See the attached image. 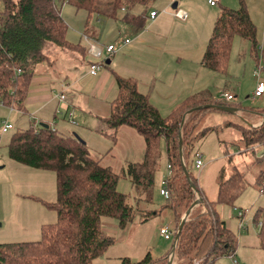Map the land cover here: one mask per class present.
<instances>
[{"label": "trees", "instance_id": "16d2710c", "mask_svg": "<svg viewBox=\"0 0 264 264\" xmlns=\"http://www.w3.org/2000/svg\"><path fill=\"white\" fill-rule=\"evenodd\" d=\"M66 1L87 13L84 36L90 38L89 26L94 17L121 19L144 27V17L153 0H0V12L4 14L0 25V102L21 114L26 111L25 103L37 66L53 63L48 47H60L83 56L88 53L85 45L67 37L68 25L61 14V5ZM138 5L144 10L134 14ZM235 35L247 39L252 54L264 64V47H258L257 27L242 3L239 8H221L203 55L205 67L226 71ZM116 83L118 94L105 120L112 129L134 128L144 139L143 160L130 161L123 168L136 190V204L117 189L118 174L93 158L87 143L73 135H64L51 125L41 126L32 119L29 127L14 132L8 153L11 159L22 164L56 172L58 196L51 206L58 220L42 225L41 238L37 241L0 243V264H92L114 242L102 229L103 217L118 219L119 226L125 229L136 214L143 222L156 214L153 193L162 141L166 144L167 166H171L166 178L170 197L166 198L165 207L173 211L176 231L196 200L195 193L202 198L182 227L175 249V264H196L199 260L201 264H214L218 257L235 255L238 239L220 217L216 205H234L247 186L245 173L236 171L223 179L222 172L218 198L210 201L197 184L194 172L197 152L194 150L200 139L218 129L205 126L212 112L222 111L211 105L237 107L244 123L227 125L237 128L245 147L264 146V109H249L202 90L186 97L164 116L148 95L138 89L134 78L116 75ZM260 121L261 124L256 125ZM183 163L196 190L185 174ZM254 220L259 224V244L264 249V207L257 210ZM167 262V256L156 259L148 251L138 261L123 257L120 264Z\"/></svg>", "mask_w": 264, "mask_h": 264}, {"label": "rangeland", "instance_id": "374dc122", "mask_svg": "<svg viewBox=\"0 0 264 264\" xmlns=\"http://www.w3.org/2000/svg\"><path fill=\"white\" fill-rule=\"evenodd\" d=\"M169 1L153 0L151 2V5L161 12V16L167 17L166 21L170 20L169 13H173L175 10L172 3L177 1L182 6L186 0ZM189 1L195 7L194 17L192 19L191 16L189 19L192 22L190 28L193 31L188 30L187 36L185 35L188 37L187 41L191 40V45L188 46L189 50H193L194 53L205 51L207 42L204 45L203 41L208 32L213 30V27H206L205 24L211 12L218 14L222 7L239 8L242 3L248 8L251 19L257 27L258 47L259 49L264 47V0H221L214 7H211L207 0ZM166 3L169 4L167 8L169 13H164V9L161 7ZM0 9H2L1 3ZM143 9V6L138 5L134 11L139 12ZM61 14L68 25L67 37L70 41L81 42L88 49L91 44L101 48L107 46L106 44L112 37L110 34L112 27L103 31V26L106 20L112 22L111 19L99 21L94 17L91 26H89L90 29L88 27L90 33L98 35L105 43L102 44L95 40H87L84 36L87 20L85 10L77 9L66 1L61 5ZM167 25L169 24L167 23ZM194 44L197 45V48H194ZM48 51H51L52 56L56 59L55 65L50 69L55 78L54 86L57 93L62 90L61 85L65 81L64 74L67 73V86L69 85L70 88L66 89V92L64 91V95L70 97L71 100L73 96L76 97V101L70 103V112H68L70 128H73L74 131L69 133L60 130L59 132L73 136L78 134L87 143L92 157L99 160L101 165L110 167L113 172L118 174L117 189L127 194L135 205L137 193L131 180L124 175L123 168L130 161L143 160L144 139L134 128L123 126L117 132V129H112L106 122L105 116L109 113L111 101L117 95V88L111 93L108 100L102 101L96 96V89L85 95L75 82L78 77L77 69L88 71L90 62L105 60L107 58L105 50L101 57L87 53L82 66L78 60L74 61L62 56L70 50L51 46L48 47ZM259 66L263 67L264 64L252 54L250 42L235 35L226 71L203 69L201 74L194 75L191 79L195 82L200 81L199 83H203V85L209 83L211 85L209 89L218 98L222 91H229L235 95V103H241L242 106L249 109L253 107L264 109V97L254 98L258 81H264V70H261L260 77L254 73ZM103 69L105 70L106 66ZM189 81L192 83V80ZM211 83L216 84L215 89ZM84 96L89 98L88 102H84ZM66 100L61 101L62 107L67 104ZM49 115L51 118H58V121L63 118L61 114H59L60 117H57L58 113L54 117L50 111ZM30 118V114H21L0 102V125L6 121L14 126L6 132L0 128V243L37 241L41 238L42 225L53 224L58 220L57 212L51 206L58 196L56 172L22 164L11 159L8 153V144L12 135L18 129L29 127ZM227 123L243 124L244 120L240 113L212 112L205 126H217L218 129L200 139L194 150L195 153L202 154L203 158V167L201 169L194 167L197 184L210 201H215L218 198L219 176L222 172L223 179H228L236 171L245 173L247 183L233 206L216 205L220 217L235 233L238 245L235 255L218 257L214 264H264V249L260 247L258 237L259 224L254 220L257 210L264 207V192L262 191L264 189V146L245 147L237 128L234 125H227ZM259 124L261 121L256 125ZM159 163L160 167L155 174L153 201L160 213L153 215L146 222H143L141 217L136 214L134 220L125 229L119 226L118 219L103 217L102 229L114 238V242L102 256L94 259L92 264H120L121 258L126 256L138 261L148 251L157 259L166 256L172 250L176 233H172L170 239H165L161 234L162 225L169 226L172 231L175 230L174 227L176 228L173 211L165 207L166 198L161 194V182L169 175L164 141L161 142ZM195 194L196 199L201 197L198 192ZM148 208L152 209L150 206ZM239 211H245L244 215L239 217ZM240 224H242V228H240Z\"/></svg>", "mask_w": 264, "mask_h": 264}, {"label": "crops", "instance_id": "0c3cea01", "mask_svg": "<svg viewBox=\"0 0 264 264\" xmlns=\"http://www.w3.org/2000/svg\"><path fill=\"white\" fill-rule=\"evenodd\" d=\"M172 1L170 0L169 2ZM168 6L169 4L166 3L161 7L167 10ZM178 6L188 13V18L183 20V22H181L182 19L169 12L170 20L166 21L167 17L161 16V12L152 5L146 12L144 17L145 25L142 28L138 24H127L121 19H111L112 22L106 20L103 31L112 27V33H110L112 37H110L111 39L106 45H115V51L108 57L111 60L110 64L106 66L105 70L102 69L98 75L90 74V67L88 71L77 69L76 75L78 77L75 82L81 87L82 92L87 95L96 89V96L100 100H108L111 97V93L117 88L116 75L132 77L137 81L138 89L148 95L150 101L159 109L162 115L167 116L189 95L202 90L211 91L209 89L211 87L209 83L203 85V83H199L200 81L195 82L191 79L192 76L201 74L203 69H209L204 66L202 60L205 51L201 50L198 53H194L193 50L188 49V46L190 47L191 45V40L187 41L188 37L186 36L188 30H191L190 25L192 22L189 19L191 16L193 19L195 7L189 0L184 1V5L182 6L178 3ZM143 10L133 12L134 14H140ZM152 10L159 12L154 18L150 17V11ZM218 15L219 13L213 14L211 12L209 18L205 21L206 27H214ZM176 18L178 20L180 19V21ZM97 19L102 21L103 19L109 18ZM212 31H209L207 37H205L203 41L204 45L206 42L208 44ZM89 40H95V42L105 44L98 35L93 33H91ZM193 46L197 48L196 44ZM47 53L52 58L53 63L50 65L41 63L37 66L26 99V111H24V114L28 113L31 115L30 122L32 119H35L40 124L41 122L47 123L58 131L63 130L70 133L74 129L70 128L68 112H70V103L76 101V97L73 96L71 100L70 97L64 95L65 99H67V106H61L60 103L62 100L58 96L65 94L64 91L66 92V89L70 88L69 85L67 86L68 74H64L65 81L61 85L63 88L60 93H57L54 86L55 78L50 69V67L55 65L56 59L52 56L51 51L47 50ZM88 53L93 55L89 49ZM62 56L70 60H78L81 66L84 64L83 60L85 56L80 53L70 51L65 52ZM111 64L112 67H110ZM189 80H192V83ZM211 84L215 86L213 88L215 89L216 84ZM211 93L215 98H218L212 91ZM263 97L264 94L257 98L261 99ZM88 100L89 98L84 96V102H88ZM49 111L54 117H56L57 113V117H60L59 114H61V117H63L62 120L58 121V118H51ZM110 111L111 103L108 115ZM71 120L74 119L71 118ZM120 128L117 129V132L121 130ZM155 212V215L160 213L159 209H156ZM170 253L171 251L166 256L169 257Z\"/></svg>", "mask_w": 264, "mask_h": 264}, {"label": "built area", "instance_id": "2783aa9c", "mask_svg": "<svg viewBox=\"0 0 264 264\" xmlns=\"http://www.w3.org/2000/svg\"><path fill=\"white\" fill-rule=\"evenodd\" d=\"M221 0H207L208 4L210 6H217L220 3ZM163 12H168L166 9L163 10ZM158 11H150V17L154 18L158 15ZM173 14H175L177 17H179L182 20H186L188 18V13L186 11H184L183 9L180 8H176L173 12ZM2 23V15L0 12V25ZM86 37V36H85ZM87 40H89V38L86 37ZM126 42H128V40H126ZM90 52L97 57H101L103 55V50H105L106 52V56L107 58H105V60H102L101 62H91L90 63V74L92 75H98V73L103 69V67L106 64V60L108 59L109 56H111V54L114 53L115 51V45L113 44H109L107 46H105V48H101L95 44H91L90 48H89ZM261 70H264V66L263 67H258L254 73L255 75H258L260 77V72ZM264 94V81L263 80H259L258 85L256 90L254 91V98L260 97ZM61 100L65 99L64 94H60L58 96ZM235 95L232 92L229 91H222L219 95V99H222L224 101L227 102H234L235 101ZM13 108V107H12ZM74 122V121H73ZM14 126L12 123L10 122H4L3 125H0V128L6 132L10 129H12ZM171 166L168 165V170H169V174L171 172ZM195 167L197 169H201L203 167V158H202V154L197 153L196 155V159H195ZM162 187H161V194L165 197V198H169L170 197V191L167 187V180L166 178L164 180H162ZM245 213V211H239V217L243 216ZM242 224H240V228H242ZM172 233H175V230L172 231L170 229L169 226L165 225L161 228V234L166 238V239H170L172 236ZM196 264H201L200 260L196 261Z\"/></svg>", "mask_w": 264, "mask_h": 264}, {"label": "water", "instance_id": "95a60500", "mask_svg": "<svg viewBox=\"0 0 264 264\" xmlns=\"http://www.w3.org/2000/svg\"><path fill=\"white\" fill-rule=\"evenodd\" d=\"M172 7L174 9H176L178 7V2L177 1L174 2ZM110 62H111V60H110V58H108L106 60V64L108 65V64H110ZM211 106L214 107V108H218L219 110H222V111H226V112H230V113H234V114H238L239 113V109L237 107H235V106H230V105H225V106H222V105L221 106L220 105H211ZM185 116H186V114L184 115L183 120L185 119ZM41 126H48V124L41 122ZM74 136L77 137L81 142L86 143L78 134H74ZM182 142H183V140H182V137L180 135L181 155H182ZM183 166H184V171H185V174H186L187 178L189 179L192 187L196 190L195 185L192 182V180L190 178V175H189V172H188L186 166L184 165V163H183ZM201 202H202V198L201 197L197 198L193 202V204L189 207V209L186 211V213L184 214V216L182 218V222L180 223V226H179L178 230L176 231L173 248H172L171 253L169 255V261H168L167 264H174L175 249H176V245H177L178 239L180 237V232L182 230V227H183L184 223L187 221V219H188L189 215L191 214V211L193 210V208L195 206L199 205Z\"/></svg>", "mask_w": 264, "mask_h": 264}]
</instances>
